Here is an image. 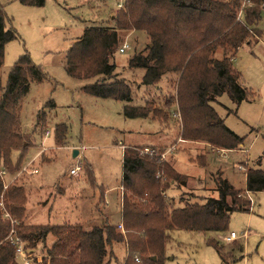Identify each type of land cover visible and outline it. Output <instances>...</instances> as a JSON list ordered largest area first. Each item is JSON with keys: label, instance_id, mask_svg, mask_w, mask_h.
Instances as JSON below:
<instances>
[{"label": "rangeland", "instance_id": "1", "mask_svg": "<svg viewBox=\"0 0 264 264\" xmlns=\"http://www.w3.org/2000/svg\"><path fill=\"white\" fill-rule=\"evenodd\" d=\"M123 2L45 0L42 6H33L19 0H0L5 27L16 34L5 44L0 68L2 84L22 54H28L45 76L41 82L29 83L19 113L30 145L23 165L34 158L37 173H21L22 167L13 175L3 170L0 175L4 188L12 183L22 185L27 198L23 219L28 224L76 223L89 230L107 220L117 226L121 221L123 149L136 146L146 152L145 148H155L187 176L186 186L168 191L167 197H173L174 203L180 197L199 202L217 197L218 176L250 201L249 211L230 215L225 231H170L162 264H264V190L244 192L246 169L264 168V9L257 25L260 36L243 43L232 58L240 82L251 95L238 106L226 95L220 97L234 113L217 107L225 125L243 141L238 149L221 150L205 142H182L175 105L166 122L151 116L125 115L127 104L142 106L153 101L155 106L163 107L165 98L173 92L169 76L146 86L141 83L144 69L128 67L127 61L135 52H145L148 38L144 31L123 33L113 54L118 78L128 86L130 102L90 94L83 88L94 83L95 77L77 79L65 71L72 42L86 27L113 26L112 16ZM124 43L128 48L122 50ZM214 57H222L220 48ZM39 112L44 113V119L38 124ZM62 124L65 135L62 143L56 144L55 129ZM73 150L78 151L76 156ZM12 157L16 159L18 153ZM76 166L80 167L78 173L70 175V169ZM230 232L236 234L232 241L226 240ZM52 241L49 235L46 246ZM212 241H218L220 253ZM30 254L31 264H41L46 256L40 244ZM105 259L107 264H140L135 260L126 262L123 242L108 247ZM16 260L19 261L17 257Z\"/></svg>", "mask_w": 264, "mask_h": 264}, {"label": "trees", "instance_id": "2", "mask_svg": "<svg viewBox=\"0 0 264 264\" xmlns=\"http://www.w3.org/2000/svg\"><path fill=\"white\" fill-rule=\"evenodd\" d=\"M19 1L42 6L45 0ZM263 5L264 0H124L112 16L113 26L86 27L72 42L64 68L77 79L96 78L84 86L86 92L130 102L128 86L118 78L113 54L123 33L144 31L148 38L145 52H135L127 61L128 67L144 69L141 83L146 86L169 76L173 92L163 107L153 101L142 106L127 104L125 115L166 122L175 105L182 140L238 149L243 138L225 125L217 107L234 113L220 97L226 95L238 106L251 95L240 82L232 58L243 43L260 36L257 25ZM15 37L14 31L5 27L0 11V68L5 44ZM219 48L222 57L215 58ZM44 78L28 54L16 59L5 84L0 77V172L13 175L24 164L30 145L21 128V104L29 83ZM43 114L37 115L38 124ZM65 131L63 124L56 127V144L62 143ZM151 149V153L136 146L123 149L122 231L107 220L89 230L76 223L28 224L23 219L27 198L22 185L12 183L4 188L0 175V264H20L15 245L8 240L11 232L23 242L26 253L41 245L46 254L41 264H107L108 247L122 242L126 262L137 258L140 264H162L170 231H225L233 212L249 211V199L220 176L216 178L217 197L200 202L180 197L174 203L173 197H167L168 191L186 186L187 176L178 173L159 150ZM14 152L18 153L16 159ZM86 170L90 175L88 166ZM245 180V193L264 190V168L248 167ZM49 235L53 241L46 246ZM212 243L220 253L218 241Z\"/></svg>", "mask_w": 264, "mask_h": 264}, {"label": "built area", "instance_id": "3", "mask_svg": "<svg viewBox=\"0 0 264 264\" xmlns=\"http://www.w3.org/2000/svg\"><path fill=\"white\" fill-rule=\"evenodd\" d=\"M120 6V4L118 5ZM264 9V5L261 7ZM128 48V44L127 43H124L122 46H121V49L124 50ZM145 151L144 153H151L152 150H149L148 148H145ZM143 152V150H142ZM161 157H163V155L161 154ZM32 164V161L31 162H27L25 165L22 166L20 172L21 173H33L35 172V170L30 167V165ZM80 167L79 166H76L75 168H72L70 169L69 173L71 175H76L79 171ZM2 174H4L2 171H1ZM5 216L8 217V214H5ZM117 227L119 229H122V224L121 223H118L117 224ZM232 238H236V234L234 232H230V234L226 237V240H231ZM8 240L10 243L14 244L15 245V256L19 259V263L20 264H31L33 258H32V255L30 253H26L25 250H24V247H23V242L16 236L13 235V232H11L8 236ZM138 259L136 258V261Z\"/></svg>", "mask_w": 264, "mask_h": 264}, {"label": "crops", "instance_id": "4", "mask_svg": "<svg viewBox=\"0 0 264 264\" xmlns=\"http://www.w3.org/2000/svg\"><path fill=\"white\" fill-rule=\"evenodd\" d=\"M131 100V99H130ZM223 109V108H222ZM46 134H48L47 132H46ZM179 139L182 141V142H189V143H196V142H190V141H184V140H182L180 137H179ZM43 147H41V150H43L42 149ZM222 150V149H221ZM78 154V153H77ZM33 159V160H32ZM31 160H29L28 162H31L32 161V164L30 165V167H32L34 170H35V172H33V173H30L31 175L32 174H35V173H37V168L35 167V159L34 158H32ZM172 165V164H171ZM172 167L177 171V169L175 168V166L174 165H172ZM178 173H180V174H183V173H181V172H179V171H177ZM26 174H28V173H26ZM70 174V173H69ZM71 175V174H70ZM184 175H186V174H184ZM121 195H122V189H121ZM121 197V196H120ZM120 205H121V200H120ZM233 239H235V238H232L231 240H229V241H232Z\"/></svg>", "mask_w": 264, "mask_h": 264}, {"label": "water", "instance_id": "5", "mask_svg": "<svg viewBox=\"0 0 264 264\" xmlns=\"http://www.w3.org/2000/svg\"><path fill=\"white\" fill-rule=\"evenodd\" d=\"M77 153H78V151H77V150H73V156H76V155H77ZM152 259H154V257H152Z\"/></svg>", "mask_w": 264, "mask_h": 264}]
</instances>
